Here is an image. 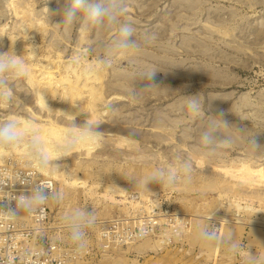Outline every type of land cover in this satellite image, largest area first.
Returning a JSON list of instances; mask_svg holds the SVG:
<instances>
[{"label":"rangeland","instance_id":"374dc122","mask_svg":"<svg viewBox=\"0 0 264 264\" xmlns=\"http://www.w3.org/2000/svg\"><path fill=\"white\" fill-rule=\"evenodd\" d=\"M63 4L0 0V53L13 51L22 57L28 72L10 81L14 99L11 105L0 104V122L15 119L21 126L32 124L35 131L52 124L62 138L72 121L78 127L100 123L97 130L103 132L98 144L77 146L69 157L51 162L58 168L42 173L29 165L23 144L0 157V186L31 188L29 183L39 182L62 194L60 202L45 205L49 217L38 240L40 261L246 264L249 251L264 259V183L244 184L238 173L235 178L224 174L241 164L264 168V0H126L122 19L133 24L141 50L117 57L101 71V100L94 111L74 108L80 112L63 103L59 84L50 95L38 68L61 60L62 74L68 66L67 72L78 76L87 64L98 63L117 27L84 30L79 24H58L62 17H49L48 9L53 12ZM152 35L155 40L145 43ZM77 56L83 59L73 64ZM149 67L158 68L156 87L133 102L129 91L143 87L139 73ZM72 72L68 76L74 79ZM197 95L204 113L193 115L184 107V96ZM221 112L231 126L222 131L234 142L208 155L200 146V133ZM253 135L259 148L249 142ZM180 160L192 165L186 185L162 188L150 183L148 191L132 180L177 166ZM84 207L95 211L96 224L88 230L87 247L78 253L68 241L63 217ZM208 222L220 237L232 235L240 246L237 253L197 242Z\"/></svg>","mask_w":264,"mask_h":264},{"label":"clouds","instance_id":"9594fccd","mask_svg":"<svg viewBox=\"0 0 264 264\" xmlns=\"http://www.w3.org/2000/svg\"><path fill=\"white\" fill-rule=\"evenodd\" d=\"M49 17L60 15L61 25L71 27L79 24L84 30H93L98 27L111 29L117 27V35L110 42L103 46V54L98 63L89 65L86 74L93 75L97 72L105 71L111 67L117 57H131L141 50V44L134 38V26L130 21H124L122 17L126 15V0H64L63 6L53 12H49ZM155 36L147 37L145 43L155 40ZM83 57L77 56L73 64L81 63ZM158 68H145L139 73V80L143 81V87L137 89L133 87L129 91L130 99L133 102L140 100L144 94L150 92L156 87L154 77ZM27 76L25 61L22 57L17 56L13 51L0 53V104L11 105L14 99V92L10 87V81ZM146 82V83H145ZM186 110L193 114L204 113L202 110V98L200 96H184ZM46 107H48L45 101ZM100 123H88L83 126H75L72 123L69 131L66 132L62 140L55 145L54 157L51 158L44 148V142L39 134L30 125L21 126L20 122L15 119H9L0 122V153H6L10 150L24 145V155L29 165L42 173L46 168L59 167L52 161L69 157V154L79 145L98 144L103 137V132L97 130ZM231 126L223 119L221 112L217 116H211L205 128L200 133V146L207 150L211 155L219 146H228L234 142L231 135H225L223 129ZM75 128L76 131L71 129ZM242 134V130L237 129ZM131 139V135L129 137ZM250 144L254 148H259L254 135L250 139ZM192 165L187 160H180L177 166L160 167L154 172L142 177L139 181L135 178V186L143 190H148L150 183H159L163 187H176L178 185L190 182ZM32 185L29 195H18L15 200V208L0 207V214L9 218H17L23 213H39L49 201L60 202L62 194L51 189L45 184L39 182L29 183ZM4 200V199H3ZM96 224V214L84 208H77L63 217V226L67 230L69 243L74 247L76 252H82L87 247L88 230ZM197 242L205 247H215L217 244L226 247L231 254L237 253L239 245L234 241L231 234L220 237L217 227L208 222L199 230L196 237ZM246 264H264V259L256 254L248 252Z\"/></svg>","mask_w":264,"mask_h":264},{"label":"bare ground","instance_id":"6f19581e","mask_svg":"<svg viewBox=\"0 0 264 264\" xmlns=\"http://www.w3.org/2000/svg\"><path fill=\"white\" fill-rule=\"evenodd\" d=\"M31 54V53H30ZM35 54V53H34ZM33 55V54H32ZM44 58V57H43ZM58 59H60L59 58V55H58V57H57ZM57 59V60H58ZM50 60V59H49ZM61 61V60H60ZM60 61H53V60H51V62L50 63H48V65L46 64V65H38V66H40V68H38V71H40L41 73H39L41 76H42V78L40 79L41 81L40 82H42V84H44V85H46L47 87H46V89H48V90H51V93H53V94H51L50 93V95H54L55 93H57V92H55V90H54V88H56V86H58V84L61 86V87H63V89H62V98H63V103L65 102L71 109L73 108V110H74V108H81V109H88V110H91V111H94V109H96V107H97V103H98V100H99V98H100V100H101V94H102V92H101V88L100 87H97V85H103V83H104V75H103V73L102 72H97V73H95V74H93V75H87L86 74V69H85V67L84 66H80L81 68L82 67H84V69H83V72L81 73V72H79L80 74H77L78 76H76L75 75V73L76 72H72L71 70H70V72L68 71L67 72V70L69 69V67L68 66H66L65 67V69H64V71L66 70V72H65V74H62L61 73V71H62V69L60 70V67L58 66V63L60 64L61 62ZM86 64V63H85ZM91 64V63H90ZM89 64V65H90ZM32 65V64H31ZM49 65L51 66V67H49ZM88 64H87V67L89 66ZM92 65V64H91ZM37 66V65H36ZM61 66V65H60ZM70 66V65H69ZM62 67V66H61ZM86 67V68H87ZM36 68V67H35ZM29 69H31V68H29ZM74 69V68H73ZM33 70V69H32ZM78 70V69H77ZM29 71V70H28ZM73 71H75V70H73ZM30 72V71H29ZM33 72H35V69L33 70ZM37 72V71H36ZM71 72H72V74L74 73V79L73 78H71L70 76H68V73H70L71 74ZM28 73V72H27ZM29 74H31V73H29ZM33 74V73H32ZM29 77V76H28ZM32 77V76H31ZM37 81H39V79L37 80ZM31 82H32V80H31ZM37 83H39V82H36V84ZM100 88V89H99ZM54 90V91H53ZM47 91V90H46ZM56 91H58V90H56ZM60 91V90H59ZM38 92V91H37ZM50 92V91H49ZM45 93V92H44ZM85 93H87V94H89V97H87L85 100H83V95L85 94ZM46 94V93H45ZM49 94V93H48ZM42 95H44L43 93H42ZM45 97V96H44ZM58 97H59V95H58ZM42 100H43V98H42ZM42 100H41V103H42ZM99 100V101H100ZM48 102V101H47ZM49 103V102H48ZM77 104H79L78 106H77ZM42 105H45V104H43L42 103ZM41 106V105H40ZM66 106V105H65ZM67 106V107H68ZM42 107H45V106H42ZM68 107V108H69ZM68 108H67V110H68ZM70 109V110H71ZM80 109V110H81ZM76 110V109H75ZM74 110V111H75ZM65 111V110H64ZM76 111H79V110H76ZM82 111V110H81ZM55 112V111H54ZM80 112V111H79ZM62 113H63V111H62ZM64 114H66V113H64ZM79 114V113H78ZM69 117L70 116H74V114L72 113V114H67ZM67 115H65L64 117H66ZM90 115V114H89ZM67 116V117H68ZM63 117V116H62ZM65 119V118H64ZM87 119H89V121H91V120H93L94 119V117H92V116H87ZM69 120V119H68ZM79 120V119H78ZM95 121V120H94ZM29 122V121H28ZM22 123V122H21ZM25 124H27V125H30L31 127L33 126L32 124H28V123H23V125H25ZM22 125V126H23ZM51 125V127H52V124H50ZM43 126V125H42ZM55 126V125H54ZM53 126V127H54ZM45 126H43V127H40V128H38L37 129V132H39V134H40V136H41V138H42V140H43V142H44V148H45V150L47 151L48 150V148H49V150H50V144H51V148L53 149V147L55 148V145H52L53 143L54 144H57V143H59L61 140H62V137H61V135L59 136L57 133V131H55L54 130V128H51L50 126H49V128H44ZM33 128V127H32ZM37 128V127H36ZM33 129H35V128H33ZM65 130V129H64ZM63 131V130H62ZM67 131V130H66ZM61 134V133H60ZM65 134V133H64ZM22 146V145H21ZM19 149H20V147H19ZM13 150V149H12ZM48 150V153L50 152ZM16 152V151H15ZM52 152V151H51ZM50 152V155L51 156H53V157H51V158H54V155H53V152L51 153ZM89 152V151H88ZM11 153H13V151L11 152ZM10 154V153H9ZM15 154V153H14ZM3 157V156H5V153H0V157ZM231 168L232 167H234V166H230ZM227 168V167H226ZM236 168V169H235ZM225 168H222V170H224ZM228 169H230V168H228ZM233 170H235V171H226V170H224V171H226V172H224V174L225 173H229V174H232L231 176H233V174H235V173H238V175L239 176H236L237 178H240L241 180H242V182L245 184V183H250V184H253L254 185V183H258L259 185L261 184V183H264V168H260V169H252L249 165L247 166V165H245V164H241V165H236V167H234V168H232ZM229 174H227V175H229ZM226 175V174H225ZM230 176V177H231ZM233 178H235V176H233ZM77 182V181H76ZM76 182H74V184L76 185ZM241 183V182H240ZM71 184V183H70ZM257 184V185H258ZM72 185H73V183H72ZM256 185V184H255ZM258 185V186H259ZM264 185V184H263ZM240 187V186H239ZM120 193L122 192V190L121 191H119ZM253 193V192H252Z\"/></svg>","mask_w":264,"mask_h":264},{"label":"built area","instance_id":"2783aa9c","mask_svg":"<svg viewBox=\"0 0 264 264\" xmlns=\"http://www.w3.org/2000/svg\"><path fill=\"white\" fill-rule=\"evenodd\" d=\"M29 195L30 188L0 186V207L15 208L13 198ZM4 199V200H3ZM48 208L39 213H21L17 218L0 214V264H44L40 261L41 250L37 247L41 236V226L48 220ZM52 252L53 248L47 250Z\"/></svg>","mask_w":264,"mask_h":264}]
</instances>
